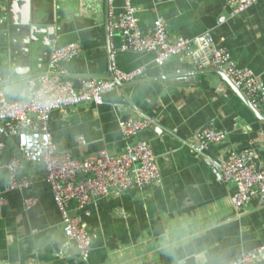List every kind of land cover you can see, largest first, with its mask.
Instances as JSON below:
<instances>
[{"label":"crops","instance_id":"obj_1","mask_svg":"<svg viewBox=\"0 0 264 264\" xmlns=\"http://www.w3.org/2000/svg\"><path fill=\"white\" fill-rule=\"evenodd\" d=\"M143 31L161 18L173 40L210 32L217 47L240 69L264 84V0L220 24L231 0H133ZM120 0H0V77L2 94L24 100L28 81L47 69L53 48L80 43L82 54L66 66L75 84L82 78L109 80L112 58L122 72L143 68L146 78H162L108 94L101 106L86 104L49 114L56 151L86 160L106 150L124 152L121 119L136 113L156 125L135 140L153 149L161 179L120 196L67 208L81 216L92 244L87 259L65 245L61 217L41 166L24 163L20 175L31 186L9 191L4 165L15 154V137L4 136L0 152V264H223L264 244V202L232 204L234 184H223L216 170L230 154L256 153L264 166V120L255 118L218 75L194 73L187 55L156 64L155 53L120 50V36L109 30L108 14L121 13ZM203 127L225 139L197 155L193 148ZM25 198L37 199L29 210ZM254 264H264L258 260Z\"/></svg>","mask_w":264,"mask_h":264},{"label":"built area","instance_id":"obj_2","mask_svg":"<svg viewBox=\"0 0 264 264\" xmlns=\"http://www.w3.org/2000/svg\"><path fill=\"white\" fill-rule=\"evenodd\" d=\"M120 1L121 13L114 17L110 9L108 19L109 30L120 36L121 51L153 52L154 62L158 65L187 55L197 69L221 70L232 86L264 114V84L250 70L236 67L226 51L216 46L210 32L193 39L173 40L167 34L161 18H156L152 26L143 31L135 18L133 0ZM231 1L233 8L228 16L219 18L220 24L239 16L260 0ZM111 2L109 0V4ZM81 54L82 48L78 42L54 47L46 71L28 81L29 94L24 100H9L0 89V152L6 148L4 136H14L15 154L4 165L9 191H24L31 186L30 179L20 175L24 163L44 169L45 180L52 190L53 202L61 217L65 245L73 246L82 259H87L92 244L91 235L81 216L69 210L67 203L74 201L78 208H83L97 200L150 186L161 179V173L152 146L144 140H135L138 134L156 123L138 113L118 122L125 144L122 154L114 156L101 150L82 161L54 149L49 130L51 112L64 113L69 108L86 104L101 106L106 95H122L123 89L118 84L146 78L143 68L122 72L115 67L111 58L113 80L82 78L75 84L67 78L66 66ZM224 139L223 132L203 127L193 150L200 155ZM216 170L221 183H232L237 188L232 200L234 207L248 206L255 200L264 202V166L258 163L255 152L230 154ZM0 204H5L2 196ZM36 204L35 198H25L23 201L25 210ZM258 260H264V244L223 264H254Z\"/></svg>","mask_w":264,"mask_h":264},{"label":"water","instance_id":"obj_3","mask_svg":"<svg viewBox=\"0 0 264 264\" xmlns=\"http://www.w3.org/2000/svg\"><path fill=\"white\" fill-rule=\"evenodd\" d=\"M194 73H212V74H216V75L220 76L230 86V88L237 94V96L244 103V105L248 108V110L253 114V116L255 118L264 120V114L261 111H259L257 108L253 107V105L250 103V101L239 90H237L236 88H234L232 86V84L230 83L228 78H226V76L223 74V72L221 70L205 69V70H199V71L194 72ZM188 74H191V73L188 72V73L168 75V76L165 75L162 77L144 78V79H140V80L130 82L128 84H118V85L120 87H122V89H124V88L132 87V86H136V85H140V84H144V83L154 82V81H157V80L162 79V78L183 76V75H188ZM109 80H113V77H111Z\"/></svg>","mask_w":264,"mask_h":264}]
</instances>
